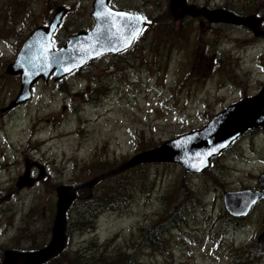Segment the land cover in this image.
I'll list each match as a JSON object with an SVG mask.
<instances>
[{
    "label": "rangeland",
    "instance_id": "obj_1",
    "mask_svg": "<svg viewBox=\"0 0 264 264\" xmlns=\"http://www.w3.org/2000/svg\"><path fill=\"white\" fill-rule=\"evenodd\" d=\"M92 1L0 0V109L17 94L19 76L5 68L24 38L62 5L67 13L53 39L62 45L69 34L92 26ZM169 1L110 0L114 8L147 16L136 42L57 81L40 79L29 100L0 114V259L5 248L30 250L48 242L58 185L86 182L197 130L264 86V36L202 16L180 19ZM186 1L264 17V0ZM26 167L35 181L19 189L16 181ZM40 167L44 175L38 179ZM262 173L264 127L240 135L201 172L143 162L92 191H79L66 215V248L46 264L74 258L88 264L80 256L103 251L110 257L116 250L135 252L137 264H264V248L257 244L264 201L238 218L223 205L224 191L257 189ZM116 185L122 191L114 196ZM92 197L100 207L94 219L80 213ZM159 225L163 232L154 229ZM149 230L156 240L145 238Z\"/></svg>",
    "mask_w": 264,
    "mask_h": 264
},
{
    "label": "water",
    "instance_id": "obj_2",
    "mask_svg": "<svg viewBox=\"0 0 264 264\" xmlns=\"http://www.w3.org/2000/svg\"><path fill=\"white\" fill-rule=\"evenodd\" d=\"M108 2L109 0H105L104 6L108 10L128 12L116 10ZM169 7L171 11L179 9L180 17L184 15L203 16L212 22L243 25L249 28L254 35L263 34L260 29L262 18L252 14L240 16L224 8L196 7L194 4H187L186 0H170ZM97 10H103V8L98 5L97 0H93L90 12L94 20L93 26L88 30H79L69 34L66 42L57 48H53L51 37L67 13L66 7L57 6L48 24L35 27L22 42L15 58L5 68L6 73L18 75L20 81L16 96L0 109V114L7 113L29 100L32 85L39 79L42 78L44 83H47L49 77L52 81H57L104 53L115 54L126 49L123 44L128 33L126 32L124 37L111 36L103 27V23L97 20L95 16ZM144 26L145 22H141L140 27ZM97 51L101 53L98 56ZM65 68L71 70L65 71ZM260 127H264V87L257 94L243 98L216 113L200 129L165 140L159 146L140 151L118 167L100 173L79 185H58L56 187V210L48 243L33 251L6 249L0 264H43L60 253L66 243L65 214L76 198L77 189L91 188L105 177L143 162H175L181 164L186 172H200L209 165L211 157L228 146L237 136L248 129ZM213 149H215L214 152ZM209 152L211 155H207ZM196 153L204 155L197 157ZM201 160L203 163L200 162ZM40 168L38 179L44 175L43 168ZM34 181L35 178L29 176V170L26 167L23 175L17 178L16 187L20 189L23 186H32ZM258 182L264 184V174L258 176ZM259 198L264 199V188L260 191L240 190L223 193L225 209L234 216L246 215L253 204L252 201ZM257 242L260 247L264 248V230L258 235Z\"/></svg>",
    "mask_w": 264,
    "mask_h": 264
},
{
    "label": "snow or ice",
    "instance_id": "obj_3",
    "mask_svg": "<svg viewBox=\"0 0 264 264\" xmlns=\"http://www.w3.org/2000/svg\"><path fill=\"white\" fill-rule=\"evenodd\" d=\"M98 5L103 8V10H97L95 16L98 21L103 23V27L108 30L111 36H125L127 32L128 35L125 37L124 48L130 46L131 42L142 34L143 29L140 27L141 22H145L146 18L142 15H136L128 12H116L110 11L105 6V0H97ZM54 27V26H53ZM115 29V31H112ZM100 30L99 27L97 29ZM101 53L97 51L96 55ZM70 68H65V71H70ZM213 152L215 149L212 150ZM204 154L196 153L195 156L201 157ZM211 155V152L207 153ZM203 163V161H200ZM195 167V165H193ZM198 170V169H197ZM255 203V201H252Z\"/></svg>",
    "mask_w": 264,
    "mask_h": 264
},
{
    "label": "trees",
    "instance_id": "obj_4",
    "mask_svg": "<svg viewBox=\"0 0 264 264\" xmlns=\"http://www.w3.org/2000/svg\"><path fill=\"white\" fill-rule=\"evenodd\" d=\"M118 166L119 165H117L116 167H118ZM116 167H113V168H116ZM135 167H137V166L128 168L126 170L133 169ZM126 170L116 172L112 176L122 174ZM116 183H119V182L116 181ZM118 188L119 187L116 185L115 190H112L111 194H114V196H116V194L118 195L120 193V191H122V190H119ZM82 190H84V189H81L79 191H82ZM79 191H78L76 199L73 201L72 205H74L77 201H79V199H80ZM112 203H116V201H113ZM72 205H71V207H72ZM83 205H84V206H82L83 209L80 211V213L83 214L85 217H87V218L89 217L91 219H94L95 217L98 216V214L100 212L99 211L100 207L97 206L96 203L93 202V197L90 199L86 198L83 202ZM154 229H156L158 232H163L162 225H159V226L155 227ZM145 238H148V241H150V240H156L158 238V236L154 235L153 230H149L148 233L145 235ZM61 255H62V253H61ZM105 255L106 254H104L103 251H101L97 255V257H94L93 255L92 256L90 255L87 257H81L80 256V260H82V261L87 260L88 264H137V255L135 252L134 253L133 252L132 253H125L123 250H116L114 253L111 254L110 257H106ZM52 260H50L49 262H51ZM70 264H84V263L80 262L79 258H77V259L74 258L71 260Z\"/></svg>",
    "mask_w": 264,
    "mask_h": 264
},
{
    "label": "flooded vegetation",
    "instance_id": "obj_5",
    "mask_svg": "<svg viewBox=\"0 0 264 264\" xmlns=\"http://www.w3.org/2000/svg\"><path fill=\"white\" fill-rule=\"evenodd\" d=\"M109 5H110V0H109ZM111 6V5H110ZM112 7V6H111ZM112 8H114V7H112ZM115 9H117V8H115ZM120 10H122V9H120ZM131 12V11H130ZM175 13H176V15L177 16H179V13H178V10H175L174 11ZM134 13H136V12H134ZM137 13H140V14H143L142 12H137ZM91 16V15H90ZM180 17V16H179ZM264 21V17H262V22ZM94 22V21H93ZM81 30H88V29H81ZM53 39H54V35H53Z\"/></svg>",
    "mask_w": 264,
    "mask_h": 264
}]
</instances>
